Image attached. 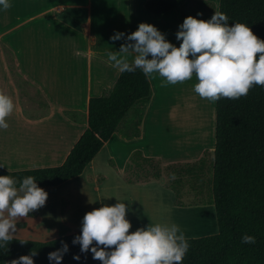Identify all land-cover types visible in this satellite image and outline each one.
Returning a JSON list of instances; mask_svg holds the SVG:
<instances>
[{"label": "crops", "instance_id": "obj_1", "mask_svg": "<svg viewBox=\"0 0 264 264\" xmlns=\"http://www.w3.org/2000/svg\"><path fill=\"white\" fill-rule=\"evenodd\" d=\"M145 1L83 0L77 5L74 0H9L8 10L0 7V92L14 104L6 118L8 128L0 129L1 169L18 172L62 164L86 128L87 100L107 95L119 73L107 58L108 51H119L124 43L110 40L115 32L128 34L139 23H149L179 47L175 34L181 22L189 15L207 21L218 6V0H186L153 17L143 10ZM146 79L149 100L125 113L82 173L44 189L45 207L50 199L54 203L49 221L57 231L71 222L77 207L83 213L118 201L126 205L130 232L171 221L187 239L216 233L214 222L198 214L199 208L212 206L202 186L211 179L214 129L194 147L182 136L188 125L197 124L195 113L204 102L214 115V102L194 92L195 76L166 87L157 74ZM137 109L142 113L136 125ZM74 187L84 194L79 204L72 200ZM50 193L54 197L49 199ZM62 200L66 206L60 212Z\"/></svg>", "mask_w": 264, "mask_h": 264}, {"label": "trees", "instance_id": "obj_2", "mask_svg": "<svg viewBox=\"0 0 264 264\" xmlns=\"http://www.w3.org/2000/svg\"><path fill=\"white\" fill-rule=\"evenodd\" d=\"M186 0H146L143 10L149 16H163ZM217 12L229 17V26L246 24L264 41V0H218ZM150 97L149 83L140 71H119L107 95L90 97L86 104V128L64 161L57 167L7 172L0 176L36 178L40 188H50L79 176L87 163L109 139L119 121L134 105L143 106ZM142 110H136V125ZM210 204L217 231L213 235L187 239L189 250L182 264H264V87L254 86L239 99L221 98L214 102ZM80 231L45 242L12 239L0 247V264H10L32 250L34 264H56L48 253L68 245L61 264H101L92 253H82L73 244ZM255 237L254 244L241 243V237ZM23 242V243H21ZM95 245V242H93ZM79 256L80 259H73Z\"/></svg>", "mask_w": 264, "mask_h": 264}, {"label": "clouds", "instance_id": "obj_3", "mask_svg": "<svg viewBox=\"0 0 264 264\" xmlns=\"http://www.w3.org/2000/svg\"><path fill=\"white\" fill-rule=\"evenodd\" d=\"M0 7L6 11L11 4L0 0ZM228 22L229 17L220 12L207 21L186 17L175 34L181 41L179 47L167 41L155 26L141 22L131 33L115 32L110 37L124 43L119 51H108L107 58L121 73L140 70L145 77L157 74L163 80L161 87L184 83L195 76L198 82L193 90L201 99H239L254 86L264 87V41L246 24L235 22L229 26ZM13 109L11 97L0 92V129L8 128L6 118ZM47 198L48 193L38 187L33 176L19 180L0 176V247L13 239L17 221L43 207ZM126 214L125 203L118 201L86 212L80 235L72 243L79 244L82 253L90 251L101 264H182L190 245L179 225L163 221L130 232ZM61 243V249L48 253L49 261L61 264L68 251V245ZM241 243L254 244L255 237L244 234ZM36 255L32 250L10 264H34L32 257Z\"/></svg>", "mask_w": 264, "mask_h": 264}, {"label": "rangeland", "instance_id": "obj_4", "mask_svg": "<svg viewBox=\"0 0 264 264\" xmlns=\"http://www.w3.org/2000/svg\"><path fill=\"white\" fill-rule=\"evenodd\" d=\"M74 1H75L74 3L79 5L80 4L79 2H81L83 0H74ZM104 1L109 2V0H104ZM81 4H82V2H81ZM183 12H185V9H183ZM189 16H191V15H189ZM197 19L202 20V17L199 16ZM39 40H41V39H39ZM39 46L43 47L44 43H41ZM197 109L198 110L196 111V116H195V118H197V124L192 123V124H190V126L188 125L182 131V136H183L185 142H187V144L189 143L190 147H194L195 143H200L203 140L207 139L206 138L207 134H209L211 132V130L214 129V115H213V109H211L210 104L207 102L206 103L204 102L203 106L202 107L200 106V108H197ZM201 123H203V124H201ZM202 187L204 189L203 195L209 199L210 198L209 183L207 185L203 184ZM73 189H74V193L73 194L71 193L72 194V200L75 203L77 201V204H79L80 199L84 197L83 196L84 194H83V192L80 191V189L78 187H74ZM68 193H70V192H68ZM52 196L54 197V195L52 193H50L49 199L52 198ZM62 196H65V194H62ZM89 197L90 196H88L85 199V201L89 200ZM50 202H51V204L49 205L50 207L49 206L45 207L46 205H44L39 210L30 212L27 217L20 218L16 223V232L13 233V238L14 239H20V240L36 241V242H45V241H49L52 239H56V238L63 236V235L75 233V232L81 230V222H82V218H83L84 214L86 212H89V211L94 209V208H89L90 210H88L86 208L85 212L82 213V209L80 207L79 208L77 207L76 211L74 213H72V216L70 217L71 222L68 221L67 224H64L65 227L62 226L61 228L63 229V231L60 232V231H57L56 223L49 221L50 216H53L52 214L49 213V209L52 208L54 205L52 199H50ZM59 205H60L59 211L62 212L65 209L66 202L64 200H62ZM70 205H71V203H70ZM211 207L212 206H205V207H202L201 209L199 208L198 214L201 213L202 215L200 217H204L205 220L209 224H212L214 222V225H216L214 210ZM211 210H212V213H210ZM79 215H83L82 218L79 217ZM72 219H73V221H72ZM75 219H78V221H76ZM58 223L59 222H57V224ZM65 228H66V230H64ZM200 229L201 228L199 227L198 231ZM198 235H200V234H198ZM202 235L203 236L213 235V232H205V235L204 234H202ZM203 236H196V238L203 237ZM190 239H193V238H190Z\"/></svg>", "mask_w": 264, "mask_h": 264}, {"label": "bare ground", "instance_id": "obj_5", "mask_svg": "<svg viewBox=\"0 0 264 264\" xmlns=\"http://www.w3.org/2000/svg\"><path fill=\"white\" fill-rule=\"evenodd\" d=\"M195 96V95H194ZM199 98V97H198ZM191 99V98H190ZM193 99V98H192ZM194 101V100H193ZM193 106H191V109H192ZM197 107V106H196ZM200 112V111H199ZM196 114V113H195ZM205 114V113H204ZM193 122V121H192ZM203 124V123H201ZM193 127V126H192ZM202 127V126H201ZM188 134V133H187ZM195 135V134H194ZM188 136V135H187ZM196 137V136H195ZM186 138V137H185ZM188 138V137H187Z\"/></svg>", "mask_w": 264, "mask_h": 264}]
</instances>
